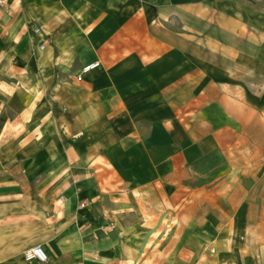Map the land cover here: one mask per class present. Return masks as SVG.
I'll return each mask as SVG.
<instances>
[{"label":"crops","instance_id":"obj_1","mask_svg":"<svg viewBox=\"0 0 264 264\" xmlns=\"http://www.w3.org/2000/svg\"><path fill=\"white\" fill-rule=\"evenodd\" d=\"M4 1L0 264H264L259 0Z\"/></svg>","mask_w":264,"mask_h":264},{"label":"built area","instance_id":"obj_2","mask_svg":"<svg viewBox=\"0 0 264 264\" xmlns=\"http://www.w3.org/2000/svg\"><path fill=\"white\" fill-rule=\"evenodd\" d=\"M0 4L5 5L6 3L4 0H0ZM98 66H99V63L90 64L83 68V72L86 73L92 69H95ZM24 257L27 261L39 260L41 262H46L48 260L47 254L44 252V250L40 246H36V247H33L27 250L24 253Z\"/></svg>","mask_w":264,"mask_h":264},{"label":"rangeland","instance_id":"obj_3","mask_svg":"<svg viewBox=\"0 0 264 264\" xmlns=\"http://www.w3.org/2000/svg\"><path fill=\"white\" fill-rule=\"evenodd\" d=\"M256 4L259 9H262L264 11V0H259Z\"/></svg>","mask_w":264,"mask_h":264}]
</instances>
